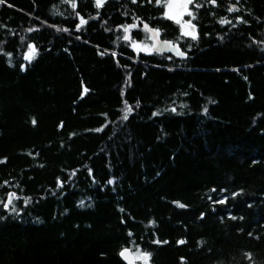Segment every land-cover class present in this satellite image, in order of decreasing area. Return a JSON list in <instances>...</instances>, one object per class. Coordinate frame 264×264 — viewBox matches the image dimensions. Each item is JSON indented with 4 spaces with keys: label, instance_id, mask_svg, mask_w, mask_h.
Masks as SVG:
<instances>
[{
    "label": "trees",
    "instance_id": "obj_1",
    "mask_svg": "<svg viewBox=\"0 0 264 264\" xmlns=\"http://www.w3.org/2000/svg\"><path fill=\"white\" fill-rule=\"evenodd\" d=\"M166 2L0 4V264H264V0Z\"/></svg>",
    "mask_w": 264,
    "mask_h": 264
},
{
    "label": "snow or ice",
    "instance_id": "obj_2",
    "mask_svg": "<svg viewBox=\"0 0 264 264\" xmlns=\"http://www.w3.org/2000/svg\"><path fill=\"white\" fill-rule=\"evenodd\" d=\"M105 2H106V0H95L96 7H97V8L102 7L103 4H104ZM133 2H136V0H133ZM208 2L211 3V4H216V0H208ZM3 3H5V0H0V4H3ZM156 3H157V4H160V3H161V0H156ZM182 4H183V8L185 9L186 14H187L188 16L192 17V19H195V14H194L192 11H189V10H188V6H189V5H194L195 8H200V7L202 6V5H200V4L195 3V0H182ZM72 6H73V8H75V3H74V2L72 3ZM168 6H169V7H172V0H168ZM227 11L231 13V12L239 11V9L236 8L235 5H233V6L229 7V8L227 9ZM165 16H166L167 18H169V19H175L177 23H180V20H179V19H177L175 16L170 15L168 12H165ZM241 19H242V18H241ZM85 23H87V21H85L83 18H81V20H80V24L77 25V28H80V27H81L83 24H85ZM219 23L222 24V25H223V24H230L231 21L228 20L227 18H222V19L219 21ZM186 26H187V28H189V29H191V30H190V31L185 30V26L182 25V29H181V30H182V34H183L184 36H189V37H191V39H193V40L197 39L198 37H197V35H196L195 25L192 24L191 20H189V21L186 22ZM122 27H123L124 32L126 33V35L124 36V39H125V40H128V39H129V36L127 35V33H128V31H129V29H130V28H133V27H136V25L133 24V25L122 26ZM144 29H145L146 31H148V32L153 33V38H154V39H155V38H158L159 35H160V32H159L158 29H151V28H149V26H148L147 24L144 25ZM32 30H33V29H29V31H32ZM163 44L166 45V46H168V50H174V51H175V54H176L177 56H184V55H185V53L182 52V51H180L178 48H173V46H172V42H170V41H164ZM133 47H136V48H138L139 50H148V49H147V46H144V47L141 48L140 46L136 45L135 43L133 44ZM152 47H153L154 49H156V45H155V44H153ZM156 50H157V51H162L163 49H156ZM37 54H38V53H37V49H36L35 45H28V52L25 54V57H24V58H25L26 60H28L29 62H31V61L36 57ZM22 67H23V66H22ZM85 91H87V89H85ZM171 110H172L173 112H175V108H173V109H171ZM131 111H132L131 107L128 106V107L126 108V110H125V114H124V116H123V119L126 120V119L128 118V113L131 112ZM205 111H207L206 108H205ZM157 114H158V113H154V115H157ZM33 123L35 124V120H33ZM110 183H111V181H110ZM234 195H235V194H234ZM15 196H16L15 193H10V194H9V199H8L7 203H5L3 206H4L5 208H7L9 205H11V204H12V199H13ZM218 202H219V203H224L225 201H224V200H220V201H218ZM25 203L27 204V203H28V200H25ZM81 205L83 206V201L81 202ZM180 207H184V205H180ZM12 210L15 211V208L13 207ZM233 218H234V217H233ZM156 243H160V241H156ZM165 243H166V242H165ZM178 243H184V241H179ZM129 251H130L129 249H124V250L120 253V255H121L122 257L127 258V257H126V253H128ZM150 255H151L150 253H140V256L137 257V258H144V260H145V264H147V259L150 257ZM247 255H248V258L251 259V254H247Z\"/></svg>",
    "mask_w": 264,
    "mask_h": 264
},
{
    "label": "rangeland",
    "instance_id": "obj_3",
    "mask_svg": "<svg viewBox=\"0 0 264 264\" xmlns=\"http://www.w3.org/2000/svg\"><path fill=\"white\" fill-rule=\"evenodd\" d=\"M188 10H189V6H188ZM165 12H168L170 15L172 16H175L177 19L180 20V23H177L175 19H172L174 22H176L179 27H180V32L182 33V25L185 26V30H188L190 31L191 29L187 28L186 26V22L189 21L187 18H186V12H185V9L183 8V4H182V0H172V7H169L168 6V0L167 2L165 3V6H164V14ZM136 44L138 46H140L141 48L144 47V46H147V49L148 50H139L138 48L136 47H133V44ZM131 46L136 50V51H143V52H152L154 51V48L152 47V42L148 43V42H133L131 44ZM134 255L136 257V259H139L137 257H139V252H136L134 251Z\"/></svg>",
    "mask_w": 264,
    "mask_h": 264
},
{
    "label": "water",
    "instance_id": "obj_4",
    "mask_svg": "<svg viewBox=\"0 0 264 264\" xmlns=\"http://www.w3.org/2000/svg\"><path fill=\"white\" fill-rule=\"evenodd\" d=\"M145 24H147V23L144 22V21H142V26H143V27H144ZM147 25H148V24H147ZM148 26H149V25H148ZM149 28H151V27H149ZM151 29H153V28H151ZM147 32H148V31H147ZM149 33L151 34V36H152V38H153V33H151V32H149ZM164 41H170V42H172V46H173V48H178L180 51L184 52V51L179 47V45L176 44V43H174L172 40L162 39L160 36H159L158 38H155V39L153 38V44L156 45V49H163L162 51H159V52L168 53V54H170V55H172V56H174V57L180 58V59H184V58L187 57V53H185V52H184V53H185L184 56H177V55L175 54V51H174V50H168V46H166V45L163 44ZM156 49H154V50H156ZM156 51H157V50H156ZM7 200H8V199H7ZM124 249H129V250H130L128 253H126V257H127V258L122 257V256L120 255V253H121ZM118 256H119V258H120L125 264H136V258H135V255H134V253L132 252V250H131L130 247H123V248H121V249L119 250V252H118ZM142 259H144V258H142Z\"/></svg>",
    "mask_w": 264,
    "mask_h": 264
},
{
    "label": "flooded vegetation",
    "instance_id": "obj_5",
    "mask_svg": "<svg viewBox=\"0 0 264 264\" xmlns=\"http://www.w3.org/2000/svg\"><path fill=\"white\" fill-rule=\"evenodd\" d=\"M152 44H153V42H152Z\"/></svg>",
    "mask_w": 264,
    "mask_h": 264
}]
</instances>
